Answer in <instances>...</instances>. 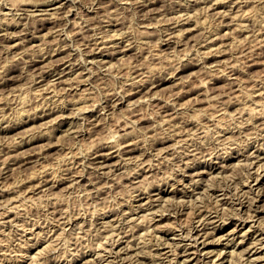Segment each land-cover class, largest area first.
<instances>
[{
    "label": "rangeland",
    "instance_id": "obj_1",
    "mask_svg": "<svg viewBox=\"0 0 264 264\" xmlns=\"http://www.w3.org/2000/svg\"><path fill=\"white\" fill-rule=\"evenodd\" d=\"M73 1L0 0L1 264H264V0Z\"/></svg>",
    "mask_w": 264,
    "mask_h": 264
},
{
    "label": "bare ground",
    "instance_id": "obj_2",
    "mask_svg": "<svg viewBox=\"0 0 264 264\" xmlns=\"http://www.w3.org/2000/svg\"><path fill=\"white\" fill-rule=\"evenodd\" d=\"M74 1H75V0H74ZM74 1H73V2H74ZM234 2H235V1H234ZM179 9H180V8H179ZM186 13H187V12H186ZM53 14H54V13H53ZM53 14H52V15H53ZM184 14H185V13H184ZM241 15H242V14H241ZM53 16H54V15H53ZM188 16H190V14H189ZM188 16H187V17H188ZM245 16H246V15H242V18H244ZM175 18H176V17H175ZM188 18H189V17H188ZM188 18H187V20H188ZM177 20H178V18H177ZM177 20H176V22H177ZM44 21H45V20H44ZM41 23H42V22H41ZM77 24H78V22H77ZM77 24H75V25H77ZM79 29H80V28H79ZM79 29H78V30H79ZM184 29H185V28H184ZM180 30H181V28H180ZM180 30H178V32H175V33H177V34L179 33V34H180V33L182 32V30H181V31H180ZM74 31H75V30H74ZM115 31H117V30H115ZM145 31H146V30H145ZM79 32H80V31H79ZM79 32H77V33H79ZM118 32H119V30H118ZM121 32H122V31H121ZM168 32H169V31H168ZM171 32H173V31H171ZM183 32H184V31H183ZM183 32H182V34H183ZM114 33H116V32H113V34H114ZM94 34H95V33H94ZM96 34H97V32H96ZM120 34H121V33H120ZM172 34H173V33H172ZM92 35H93V34H92ZM97 35H98V34H97ZM106 35H107V34H106ZM111 35H112V34H111ZM111 35H110V37H111ZM118 35H119V34H117V36H118ZM121 35H122V34H121ZM99 36H101V35H99ZM103 36H104V34H103ZM107 36H108V35H107ZM114 36L116 37V35H114ZM122 36H123V35H122ZM169 36H170V35H169ZM173 36L176 37V34H175V35L173 34L171 37H173ZM177 36H178V35H177ZM92 37H93V36H92ZM20 38H22V37H20ZM90 38H91V36H90ZM103 38H105V37H103ZM103 38H102V39H103ZM107 38H108V37H107ZM112 38H113V37H112ZM94 39H95V38H94ZM105 39H106V38H105ZM113 39H114V38H113ZM92 40H93V39H92ZM87 41H88V39H87ZM87 41H86V42H87ZM105 41H106V40H104V39L100 41V38H99L96 42H95V40H94V43H95V45L99 46L100 43H104ZM107 41H108V40H107ZM111 41H112V40H111ZM94 43H93V44H94ZM108 43H109V42H108ZM115 43H116V42H115ZM128 43H129V42H128ZM86 44H87V43H86ZM89 44H90V43H89ZM104 44H105V43H104ZM100 45H101V44H100ZM113 45H114V44H113ZM126 45H127V44H126ZM88 46H89V45H88ZM103 46H104V45H103ZM105 46H106V45H105ZM118 46H119V45H118ZM118 46H117V47H118ZM121 46H122V45H121ZM100 47H101V46H100ZM100 47H98V48H100ZM94 48H95V47H94ZM92 49H93V48H92ZM116 49H117V48H116ZM119 49H120V48H119ZM99 50H100V49H99ZM101 50H103V49H101ZM112 50H113V48H112ZM114 51H115V50H114ZM116 51H117V50H116ZM24 52H25V51H24ZM117 52H118V51H117ZM121 52H122V51H121ZM108 53H109V52H108ZM110 53H111V52H110ZM110 53H109V54H110ZM112 53H113V52H112ZM26 55H27V54H26ZM23 56H24V55H23ZM23 56H22V57H23ZM25 58H26V57H23V59H25ZM64 59H65V58H64ZM26 60H27V59H26ZM31 60H32V59H31ZM65 60H67V59H65ZM69 60H70V59H69ZM27 61H28V60H27ZM27 61H26V62H27ZM38 61H39V60H38ZM29 62H30V61H29ZM32 62H33V61H32ZM64 63H65V62H64ZM74 63H75V62H74ZM75 64H76V63H75ZM78 64H79V63H78ZM183 64H185V63H183ZM230 65H231V64H230ZM232 65H233V64H232ZM56 66H57V65H56ZM74 66H75V65H74ZM57 67H60V66H57ZM51 68H52V67H51ZM79 68H80V66H79ZM84 68H85V67H84ZM49 69H50V67H49ZM49 69H47V70H49ZM11 70H12V69H11ZM62 70L64 71L65 69H62ZM72 70H73V69H72ZM83 70H84V69H83ZM63 71H62V72H63ZM75 71H76V70H75ZM50 72H51V71H50ZM50 72H49V73H50ZM56 72H57V71H56ZM56 72H55V73H56ZM62 72H60V73H62ZM64 72H65V71H64ZM57 73H58V72H57ZM57 73H56V74H57ZM9 74H10V73H9ZM42 75H43V74H42ZM54 75H55V74H54ZM3 77H4V76H3ZM6 79H9V78H6ZM161 80H162V79H161ZM4 81H5V80H4ZM262 87H263V86H262ZM259 90H260V88H259ZM262 91H263V90H261V93H262ZM263 92H264V91H263ZM261 93H259V94H261ZM222 94H223V93H222ZM121 96H122V95H121ZM217 96H218V95H217ZM217 96L214 95L213 98L216 97V98L218 99L219 96H218V97H217ZM221 96H223V95H221ZM221 96H220V97H221ZM123 97H124V96H123ZM121 98H122V97H121ZM211 98H212V97H211ZM117 99H118V98H117ZM123 99H125V98H123ZM123 99H122V100H123ZM120 101H121V100H120ZM251 101H252V100H251ZM253 101H254V100H253ZM253 101L251 102V104L253 103ZM118 102H119V101H118ZM129 102H130V101H129ZM133 103H134V102H133ZM258 103H259V101H258ZM117 104H118V103L116 102L115 105L117 106ZM255 104H256V102H255ZM255 104H254V105H255ZM127 105L129 106V104H127ZM131 105H132V104L130 103V106H131ZM262 106H263V104H262ZM246 107H247V108H245V107L242 108V109H243L242 111L240 110V112H239L240 114H239V115H241V116H238V115H237V117H243V118H246V120H247L248 118L251 119L252 117L258 115L257 113H259V112L261 113V111H260L261 108H264V106L261 107V108H259V107H258V104L255 105V106L252 105V107H251V106H246ZM261 110H262V109H261ZM263 110H264V109H263ZM238 111H239V110H238ZM179 113H180V112H179ZM260 113H259V114H260ZM262 113H263V112H262ZM178 115H179V114H178ZM198 115H200V114H198ZM198 115H197V116H198ZM233 115H235V114H233ZM162 116H163V115H162ZM193 116H194V115H193ZM225 116H226V115H225ZM229 116H231V114H230ZM235 116H236V115H235ZM235 116H233V117H235ZM263 116H264V114H263ZM177 117H178V116H177ZM221 117H224V116H221ZM233 117H232V118H233ZM237 117H236V118H237ZM187 118H188V117H187ZM190 118H191V117H190ZM190 118H188V119L190 120ZM192 118H193V117H192ZM210 118H212V117H210ZM256 118H257V117H256ZM165 119H166V117H165ZM165 119L161 117V121H162V120L165 121ZM169 119H170V118H169ZM169 119H168V117H167V120H169ZM208 119H209V118H208ZM217 119L220 120L219 118H217ZM262 119H263V117H262ZM167 120H166V121H167ZM193 120H195V119L193 118ZM210 120H211V119H210ZM212 120H214V119H212ZM215 120H216V119H215ZM215 120H214V121H215ZM222 120H223V119H222ZM233 120H234V119H233ZM246 120H244V121H246ZM248 120H249V119H248ZM248 120H247V122L250 121V120H249V121H248ZM161 121H160V122H161ZM166 121L163 122V124L166 123ZM238 121H240V120L238 119ZM132 122H133V120H132ZM215 122H216V121H215ZM215 122H214V123H215ZM241 122H242V120H241ZM134 123H135V122H134ZM158 123H159V122H158ZM191 123H192V122H191ZM211 123H212V122H211ZM219 123H220V122H218L217 124H219ZM244 123H245V122H244ZM244 123H243V124H244ZM263 123H264V122H263ZM92 124H93V123H92ZM135 124H136V123H135ZM161 124H162V123H161ZM163 124H162V126H164ZM170 124H172V123H170ZM170 124H169V125H170ZM188 124H190V123H188ZM188 124H187V125H188ZM131 125H132V127H133L134 124H131ZM198 125H199V124H198ZM207 125H208V124H207ZM213 125H214V124H213ZM220 125H221V123H220ZM129 126H130V125H129ZM202 126H204V124H203ZM212 127H213V126H212ZM218 127H219V126H218ZM243 127H244V126H243ZM5 128H6V127H5ZM246 128H248V127L246 126ZM209 129H211V125H210ZM261 129H262V128H261ZM171 130H172V129H171ZM173 130L176 131L175 129H173ZM203 130H206V128L203 129ZM207 130H208V129H207ZM211 130H212V129H211ZM213 130H214V129H213ZM224 130H225V129H224ZM229 130H230V128H229ZM229 130H228V131H229ZM232 130H233V128H232ZM177 131H179V130H177ZM208 131H209V130H208ZM219 131H220V129H219ZM221 131H222V129H221ZM230 131H231V130H230ZM244 131H245V130H243V132H244ZM247 131H248V130H247ZM163 132L168 133V132L165 131V130H164ZM172 132H173V131H172ZM209 132H210V131H209ZM225 132H226V131H225ZM245 132H246V131H245ZM173 133H174V132H173ZM193 133H194V132H193ZM193 133H192V134H193ZM202 133H203V132H202ZM204 133H205V131H204ZM207 133H208V132H207ZM207 133H206V134H207ZM219 133H220V132H219ZM233 133H234V132H233ZM248 133H249V132H248ZM248 133H247V134H248ZM128 134H129V132H128ZM168 134H169V133H168ZM171 134H172V133H171ZM175 134H176V132H175ZM179 134H180V133H179ZM187 134H188V133H187ZM189 134H190V133H189ZM194 134H196V132H195ZM210 134H211V133H210ZM243 134L245 135V133H243ZM251 134H253L252 131H251ZM111 135H112V134H111ZM113 135H115V136H116V139H117V137H119V136H117V135L122 136L123 134L121 135V134H118L117 132H115V134L113 133ZM124 135H125V134H124ZM124 135H123V136H124ZM169 135H170V134H169ZM181 135H182V134H181ZM184 135H185V134H184ZM200 135H201V134H200ZM166 136H167V135H166ZM178 136H179V135H178ZM182 136H183V135H182ZM182 136H181V137H182ZM191 136H192V135H191ZM191 136H188V137H191ZM197 136H198V135H197ZM202 136H203V135H202ZM206 136H207V135H205V137H206ZM222 136H223V134H222ZM228 136H233V135L230 134V135H228ZM109 137H110V135H109ZM112 137H113V139L110 138V139H108V141H109V140H110V141H111V140L113 141V140H114V136H112ZM163 137H164V136H163ZM168 137H169V136H168ZM175 137H176V136H175ZM181 137H180V139H183V140H184V136H183L182 138H181ZM195 137H196V135H195ZM209 137H210V135H209ZM225 137H227V136L225 135ZM248 137H249V136H248ZM252 137H253V136L251 135V137H249V138L252 139ZM107 138H108V137H107ZM159 138L162 139V137H159ZM166 138H167V137H166ZM172 138H173V135H172ZM172 138H171V139H172ZM185 138L187 139V137H185ZM200 138H201V137H200ZM202 138H203V137H202ZM207 138H208V137H207ZM217 138H219V137H217ZM231 138H233V137H231ZM231 138H229V139H231ZM116 139H115V140H116ZM119 139H120V138H119ZM176 139H177V138H176ZM176 139H175V140H176ZM186 139L184 140L185 142L187 141ZM192 139H193V138H192ZM194 139H195V138H194ZM203 139H204V138H203ZM222 139H223V137H222ZM225 139H226V138H224V140H225ZM103 140H104V139H103ZM105 140H106V139H105ZM205 140H207V139H205ZM210 140H211V139H210ZM217 140L219 141V139H217ZM224 140H223V141H224ZM232 140H233V139H232ZM246 140H247V139H246ZM256 140H257V139H256ZM110 141H109V142H110ZM126 141H127V140H126ZM178 141H179V139L177 140V142H178ZM188 141H189V140H188ZM188 141H187V142H188ZM218 141H216V142H218ZM220 141H221V139H220ZM223 141H221V143H222ZM242 141H244V140H242ZM254 141H255V140H254ZM103 142H104V141H103ZM106 142H107V141H106ZM109 142H107V143H109ZM113 142H114V141H113ZM116 142H117V141H116ZM157 142H158V139H157ZM225 142H226V141H225ZM227 142H229V140H227ZM233 142H234V141H233ZM245 142H246V141H245ZM100 143H101V142H100ZM100 143H99V145H100ZM121 143H122V142H121ZM128 143H129V142H128ZM130 143H131V142H130ZM130 143H129L128 145H130ZM161 143H162V142H161ZM163 143H164V142H163ZM175 143H176V142H175ZM175 143H174V144H175ZM188 143H189V142H188ZM206 143L208 144V143H210V142H207V141H206ZM223 143H224V142H223ZM223 143H222V144H223ZM229 143H230V142H229ZM229 143H228V144H225V143H224V144H225V145H229ZM234 143H235V142H234ZM103 144H104V143H103ZM115 144H116V143H115ZM115 144H114V145H115ZM117 144H118V143H117ZM117 144H116V145H117ZM122 144H123V143H122ZM131 144H132V143H131ZM202 144H203V142H202ZM210 144H212V143H210ZM219 144H220V143H219ZM219 144H218L217 146H219ZM222 144H220V145H222ZM224 144H223V145H224ZM231 144H232V143H231ZM247 144H248V143H247ZM114 145H113V147H114ZM175 145H176V147H177V143H176ZM183 145H184V143H183ZM187 145H188V144H187ZM205 145H206V144H205ZM212 145H213V144H212ZM225 145H224V146H225ZM252 145H253V144H252ZM119 146H121V145H119ZM178 146H179V145H178ZM180 146H181V145H180ZM188 146H189V145H188ZM190 146H192V145H190ZM190 146H189V147H190ZM199 146H200V145H199ZM213 146H214V145H213ZM102 147H103V146H102ZM105 147H106V146H105ZM109 147H110V146H109ZM115 147H116V146H115ZM183 147H185V146H183ZM200 147H201V146H200ZM200 147H199V148H200ZM220 147H221V146H220ZM225 147H226V146H225ZM247 147H249V146L247 145ZM110 148H111V147H110ZM117 148H118V146H117ZM119 148H120V147H119ZM160 148H161V147H160ZM160 148H159V149H160ZM164 148H165V147H164ZM185 148L188 149V147H185ZM185 148H184V150H185ZM192 148H193V146H192ZM202 148H203V147H202ZM221 148H222V147H221ZM230 148H231V147H230ZM131 149H132V148H131ZM196 149H198V147H197ZM222 149H223V148H222ZM225 149H226V148H225ZM102 150H103V149H102ZM119 150H120V149H119ZM127 150H128V149H127ZM157 150H158V149H157ZM188 150H189V149H188ZM190 150H191V149H190ZM220 150H221V149H220ZM227 150H228V149H227ZM123 151H125V150H123ZM123 151H121V152H123ZM130 151H131V150H130ZM159 151H160V150H159ZM159 151H158V152H159ZM185 151H186V150H185ZM195 151H196V150H195ZM216 151H217V150H216ZM224 151L226 152V150H223V152H224ZM126 152H127V151H126ZM128 152H129V151H128ZM186 152H187V151H186ZM196 152H197V151H196ZM200 152H201V151H200ZM212 152H213V150H212ZM95 153H96V152H95ZM124 153H125V152H124ZM124 153H122V154H124ZM130 153H131V152H130ZM160 153H161V152H160ZM162 153H163V152H162ZM208 153H209V152H208ZM210 153H211V151H210ZM244 153H245V152H244ZM96 154H97V153H96ZM156 154H157V153H156ZM173 154H174V153H173ZM182 154H183V153H181V155H182ZM193 154H194V153H193ZM212 154L216 155L214 152H213ZM218 154H219V153H218ZM218 154H217V156H218ZM249 154H250V153H249ZM249 154H248V156H249ZM157 155H159V154H157ZM157 155H156V157L160 158L161 155H159V156H157ZM170 155H171V154H170ZM181 155H180V156H181ZM184 155H185V154H184ZM207 155H208V154H207ZM209 155H211V154H209ZM220 155H221V154H220ZM251 155L253 156L252 153H251ZM251 155H250V156H251ZM113 156H114V155H113ZM120 156H123V155H120ZM130 156H131V155H130ZM163 156H164V154H163ZM165 156H166V154H165ZM180 156H178V157H180ZM186 156H187V155H186ZM188 156H189V155H188ZM202 156H203V155H202ZM211 156H212V155H211ZM217 156H216V157H217ZM252 156H251V157H252ZM257 156H259V155H258V154H255V155H254V157H257ZM96 157L102 158L103 160H101V159H100V160H101V161H104V160H107L109 156H108V154H106V153L104 152V153H98V156H96ZM175 157H176V156H175ZM178 157H177V159H178ZM183 157H184V156H183ZM189 157H190V156H189ZM200 157H201V156H200ZM219 157H220V156H219ZM131 158H132V156H131ZM158 158H156V159H158ZM190 158H191V157H190ZM192 158H193V157H192ZM194 158H195V157H194ZM217 158H218V157H217ZM150 159H151V158H150ZM161 159H162V158H161ZM166 159H167V158H166ZM179 159H180V158H179ZM183 159H185V158H183ZM204 159H206V158H204ZM211 159H212V158H211ZM226 159H227V157H226ZM251 159H252V158H251ZM251 159H250V160H251ZM260 159H261V158H260ZM92 160H93V159H92ZM95 160H96V159H95ZM151 160H152V159H151ZM151 160H149V162H150ZM180 160H182V159H180ZM223 160H224V159H223ZM247 160H249V159H247ZM164 161H165V160H164ZM176 161H178V160H176ZM189 161H190V159H189ZM221 161H222V160H221ZM224 161H225V160H224ZM260 161H261V160H260ZM90 162H91V161H90ZM94 162H95V161H94ZM149 162H148V163H149ZM184 162H185V161H184ZM204 162H205V161H204ZM204 162H203V163H204ZM250 162H251V161H250ZM253 162H254V161H253ZM262 162H263V161H262ZM99 163H100V162H99ZM101 163H102V162H101ZM104 163H105V162H104ZM106 163H107V162H106ZM108 163H109V162H108ZM110 163L112 164V162H110ZM118 163H119V162H118ZM142 163H144V162H142ZM148 163H147V164H148ZM150 163H151V162H150ZM153 163H154V162H153ZM158 163H159V159H158ZM160 163H162V162H160ZM160 163H159V164H160ZM189 163H190V162H189ZM224 163H225V162H224ZM246 163H247V162H246ZM248 163H249V162H248ZM90 164H91V163H90ZM92 164H93V163H92ZM92 164H91V165H92ZM97 164H98V163H97ZM102 164H103V163H102ZM102 164H101V165H102ZM120 164H121V163H120ZM125 164H126V163H125ZM140 164H141V162H140ZM156 164H157V163H156ZM183 164H184V163H183ZM186 164H187V163H186ZM198 164H199V163H198ZM207 164H208V163H207ZM225 164H226V163H225ZM261 164H262V163H261ZM261 164H260V165H261ZM91 165H90V166H91ZM101 165H100V166H101ZM104 165H105V164H104ZM109 165H110V164H109ZM114 165H115V164H114ZM116 165H117V163H116ZM141 165H142V164H141ZM144 165H145V164H143V166H144ZM151 165H152V164H151ZM202 165H203V164H202ZM211 165H212V164H211ZM248 165H249V164H248ZM250 165H252V164L250 163ZM250 165H249V166H250ZM258 165H259V164H258ZM92 166H93V165H92ZM92 166H91V167H92ZM106 166H108V165H106ZM118 166H119V164H118ZM152 166H153V165H152ZM184 166H185V165H184ZM206 166H207V165H206ZM223 166H224V164H223ZM93 167H94V166H93ZM101 167H102V166H101ZM101 167H100V168H101ZM104 167H105V166H104ZM110 167H111V169H112V166H110ZM110 167H109V169H110ZM119 167H120V166H119ZM149 167H150V165H149ZM181 167H182V165H181ZM181 167H180V168H181ZM185 167H186V166H185ZM114 168L116 169V167H114ZM123 168H124V167H123ZM144 168H145V167H144ZM182 168H183V167H182ZM186 168H187V167H186ZM258 168L260 169L261 167L258 166ZM96 169H97V168H96ZM106 169H107V168H106ZM111 169H110V170H111ZM138 169H139V168H138ZM138 169H136V171H137ZM150 169H151V168H150ZM150 169H149V170H150ZM94 170H95V169H94ZM248 170H249V168H248ZM104 171H106L107 173L109 172V170H108V171H107V170H104ZM104 171H102V172H104ZM113 171H115V170L113 169ZM136 171H135V172H136ZM139 171H140V170H139ZM139 171H138V173H139ZM146 171H148V169H147ZM77 172H78V171H77ZM96 172H97V170H96ZM110 172H111V171H110ZM164 172H165V171H164ZM164 172H163V174H164ZM171 172H172V171H170L169 173H171ZM71 173H72V172H71ZM73 173H74V172H73ZM73 173H72V174H73ZM136 173H137V172H136ZM166 173H167V172H166ZM169 173H168V174H169ZM199 173H200V172H199ZM74 174H75V173H74ZM102 174H103V173H102ZM102 174H101V175H102ZM104 174H105V172H104ZM111 174H112V173H111ZM160 174H162V173H160ZM160 174H159V175H160ZM168 174H167V175H168ZM173 174H174V173L172 172V175H173ZM180 174H181V173H180ZM180 174H179V175H180ZM183 174H184V173H182V175H183ZM79 175H80V174H79ZM170 175H171V174H170ZM170 175H168V177H170ZM195 175H197V174H195ZM258 175H259V174H258ZM105 176H106V175H105ZM162 176H163V175H162ZM165 176H166V175H165ZM183 176H184V175H183ZM183 176H182V177H183ZM193 176H194V175H193ZM107 177H108V176H107ZM159 177H160V176H159ZM159 177H158V178H159ZM158 178H157V179H158ZM160 178H161V177H160ZM164 178H166V177H164ZM43 179H44V178H43ZM46 179H47V178H46ZM46 179H45V180H46ZM69 179H70V178H69ZM106 179H107V178H106ZM166 179H167V178H166ZM190 179H191V178H190ZM160 180H161V179H160ZM162 180H164V179L162 178ZM193 180H194V179H193ZM37 181H38V180H37ZM48 181H49V180H48ZM71 181H72V180H71ZM77 181H78V180H77ZM150 181H151V180H150ZM166 181H167V180H166ZM191 181H192V180H191ZM195 181H196V179H195ZM39 182H42V180H41V181L39 180ZM39 182H38V183H39ZM43 182H44V181H43ZM43 182H42V183H43ZM73 182H74V181H73ZM75 182H76V181H75ZM132 182H133V181H132ZM146 182H147V181H146ZM146 182H144V183H146ZM179 182H180V181H179ZM183 182H184V181H183ZM38 183H37V184H38ZM44 183H46V182H44ZM44 183H43V184H44ZM47 183H48V182H47ZM47 183H46V184H47ZM147 183L150 184L151 182H150V183L147 182ZM153 183H154V182H153ZM155 183H156V182H155ZM43 184H42V186H43ZM46 184H45V185H46ZM151 184H152V183H151ZM151 184H150V185H151ZM167 184H168V183H167ZM38 185H39V184H38ZM38 185H37V186H38ZM45 185H44V186H45ZM141 185H143V184H141ZM144 185H145V184H144ZM144 185H143V186H144ZM37 186H36V187H37ZM39 186H41V185H39ZM39 186H38V187H39ZM146 186H147V185H145V187H146ZM149 187H150V186H149ZM98 188H99V187H98ZM147 188H148V187H147ZM35 189H36V188H35ZM138 189H139V188H138ZM179 189H180V188H179ZM224 189H225V188H224ZM226 189H227V188H226ZM31 190H34V189H31ZM139 190H140V189H139ZM182 190H183V189H182ZM98 191H99V190H98ZM133 191H134V190H133ZM137 191H138V190H137ZM137 191H136V192H137ZM161 191H162V190H161ZM177 191H178V190H177ZM179 191H181V189H180ZM183 191H184V190H183ZM146 192H147V191H146ZM150 192H151V191H150ZM162 192H163V191H162ZM132 193H133V192H132ZM148 193H149V192H148ZM213 194H214V193H213ZM223 194H224V192H223ZM235 194H236V192H235ZM235 194H234V195H235ZM257 194H258V197H256V198H258V200L260 201V200L262 199V194H261V190H260V189H259V191L257 192ZM138 195H139V194H138ZM149 195H150V194H149ZM217 195H218V194H217ZM232 195H233V194H232ZM234 195H233V196H234ZM236 195H238V194H236ZM25 196H26L25 198H27V195H25ZM29 196H32V195H28V199H31V200H29V201H33L34 199H33V198H30ZM213 196H215V195H213ZM230 197H231V196H230ZM239 197H240V196H239ZM23 198H24V197H23ZM28 199H26V201H27ZM32 199H33V200H32ZM148 199H149V198H148ZM150 199H151V198H150ZM150 199L148 200L149 202H150ZM154 199H155V197H154ZM238 199H239V198H238ZM240 199H241V198H240ZM240 199H239V200H240ZM253 199H254V198H253ZM24 200H25V199H24ZM35 201H36V200H35ZM35 201H33V202H35ZM37 201H38V200H37ZM37 201H36V202H37ZM216 201H217V200H216ZM253 201H254V203H255V200H253ZM20 202H23V201L20 200ZM24 202H25V201H24ZM36 202H35V203H36ZM141 202H142V201H141ZM182 202H183V201H182ZM239 202H240V201H239ZM243 202H244V201H243ZM18 203H19V202H18ZM28 203H29V202H25V204H28ZM145 203L147 204V200H146ZM145 203H144V204H145ZM252 203H253V202H252ZM23 204H24V203H23ZM29 204H30V203H29ZM33 204H34V203H33ZM53 204H54V202H53ZM141 204H142V203H141ZM144 204H143V205H144ZM148 204H149V203H148ZM151 204H152V203H151ZM181 204H182V203H181ZM217 204H218V202H217ZM221 204H222V203H221ZM15 205H16V204H15ZM15 205H12V206L14 207ZM160 205H161V204H160ZM177 205H178V204H177ZM23 206H26V205H23ZM23 206H22V207H23ZM30 206H31V205H30ZM32 206H33V205H32ZM32 206H31V207H32ZM53 206H54V205H53ZM140 206L142 207V205H140ZM144 206H145V205H144ZM217 206H218V205H217ZM10 207H11V206H10ZM13 207H12V208H13ZM19 207H21V206H20V203H19ZM19 207H18V204H17V206H15L14 208L16 209V208H19ZM26 207H29V206H26ZM26 207H24V209H25ZM133 207H134V206H133ZM137 207H138V206H137ZM177 207H178V206H177ZM247 207H249V206H247ZM6 208H7V206H6ZM8 208H9V206H8ZM33 208H34V207H33ZM131 208H132V207H131ZM131 208H130V209H131ZM210 208H211V207H210ZM28 209H29V208H28ZM53 209H57V207H56V208H53ZM212 209H213V208H212ZM249 209H250V208H249ZM13 210H14V209H13ZM59 210H60V209H59ZM207 210H208V209H207ZM209 210H210V209H209ZM214 210H216V209H214ZM217 210H218V209H217ZM6 211L8 212L9 209H8V210L6 209ZM11 211H12V209H11ZM14 211H15V210H14ZM14 211H13V212H14ZM19 211H21V210H19ZM54 211H55V210H54ZM130 211H131V210H130ZM132 211H133V210H132ZM132 211H131V212H132ZM212 211H213V210H212ZM2 212H3V211H2ZM9 212H10V211H9ZM16 212H17V211H16ZM55 212H56V211H55ZM55 212H53V213H55ZM59 212H61V211H59ZM223 212H224V211H223ZM239 212H240V211H239ZM4 213H6V212H4ZM10 213H12V212H10ZM103 213H104V212H103ZM146 213H148V212H146ZM146 213H145V214H146ZM224 213H225V212H224ZM1 214H2V216H3V213H1ZM17 214H18V212H17ZM61 214H62V212H61ZM202 214H203V212H202ZM206 214L208 215V213H206ZM239 214H240V213H239ZM253 214H254V213H253ZM253 214H252V215H253ZM256 214H257V213H256ZM4 215H6V214H4ZM203 215H204V214H203ZM250 215H251V214H250ZM15 216H17V215H15ZM58 216H59V215H58ZM61 216H63V214H62ZM147 216H148V215H147ZM200 216H201V215H200ZM204 216H206V215H204ZM253 216H254V215H253ZM64 217H65V215H64ZM15 218H17V217H15ZM15 218H13V221H14ZM54 218H55V217H54ZM59 218H60V217H59ZM59 218H58V219H59ZM61 218H62V217H61ZM143 218H145V217L143 216ZM146 218H147V217H146ZM149 218H150V217H149ZM200 218H201V217H200ZM200 218H199V219H200ZM202 218H203V216H202ZM204 218H206V217H204ZM208 218H209V216H208ZM63 219H64V218H63ZM66 219H67V218H65V220H66ZM147 219H148V218H147ZM70 220H71V219L69 218L68 221H70ZM151 220H152V219H151ZM202 220H203V219H202ZM8 221H9V220H8ZM10 221H11V220H10ZM10 221H9V222H10ZM56 221H57V219H56ZM68 221H66V222H68ZM109 221H110V220H109ZM0 222H1V221H0ZM58 222H61V221L59 220ZM66 222H64L65 225L68 224V223H66ZM111 222H113V221H111ZM199 222H200V220H199ZM202 222H203V221H202ZM7 223H8V222H7ZM12 223H13V222H12ZM70 223H71V222H70ZM74 223H75V222H74ZM104 223H105V222H104ZM1 224H3V223H1ZM55 224H56V223H55ZM61 224H62V222H61ZM102 224H103V223H102ZM106 224H111V223H106ZM113 224H114V223H113ZM113 224H112V226H113ZM205 224H206V223H205ZM205 224H204V225H205ZM6 225H9V224H6ZM69 225H70V224H69ZM72 225H73V224H72ZM74 225H75V224H74ZM3 226H4V225H3ZM70 226H71V225H70ZM75 226H76V225H75ZM7 227H8V226H7ZM51 227H52V226H51ZM76 228H77V227H76ZM76 228H75V229H76ZM236 228H237V227H235L234 230H235ZM263 228H264V227H263ZM62 229H63V228H62ZM72 229L74 230V228H72ZM72 229H71V230H72ZM84 229L87 230V228H84ZM84 229H82V230H84ZM99 229H100V228H99ZM202 229H203V228H202ZM24 230H25V229H24ZM52 230H53V229H52ZM73 230H72V232H74ZM76 230H77V229H76ZM80 230H81V227H80ZM100 230H101V229H100ZM190 230H191V229H190ZM192 230H193V229H192ZM49 231H50V230H49ZM49 231H48V232H49ZM84 231H85V230H84ZM84 231H83V232H84ZM32 232H33V231H32ZM70 232H71V231H69V233H70ZM78 232H79V231H78ZM191 232H192V231H191ZM191 232H190V234H191ZM206 232H207V231H206ZM207 233H209V232H207ZM35 234H36V233H35ZM118 234H119V233H118ZM199 234H200L199 232H196V235H194V236H195V240H196L195 242H196V243L198 242V235H199ZM39 235H40V234H39ZM126 235H127V234H126ZM187 236H189V234H188ZM194 236H193V237H194ZM245 236H246V235H245ZM245 236H243L242 239H244ZM37 237H38V236H37ZM40 237H41V236H40ZM128 237H129V236H128ZM208 237H209V236H208ZM213 239H215V238H213ZM258 239H259V238H258ZM55 240H56V239H55ZM55 240H53V241H55ZM115 240H117V239H115ZM259 240H262V239H259ZM53 241L51 240L50 243L52 242V244H53ZM254 241H255V239H254ZM58 242H60V241H58ZM58 242H57V243H58ZM203 242L206 243V241H203ZM255 242H256V243H259V242H257V240H256ZM260 242H261V241H260ZM27 243H28V242H27ZM50 243H49V244H50ZM29 244H30V243H29ZM29 244H28V247H29ZM59 244H60V243H59ZM59 244H58V245H59ZM25 245H26V243H25ZM58 245H55V246H58ZM233 245H234V244H233ZM236 245H237V244H236ZM236 245H235V246H236ZM23 246H24V245H23ZM55 246H54V247H55ZM198 246H199V245H196V249H199ZM25 247H26V246H25ZM25 247H24V248H25ZM28 247H27V248H28ZM51 247H53V246H51ZM106 247H107V246H106ZM21 248H22V247H21ZM127 248H128V247H127ZM130 248H131V245H130ZM28 249H29V248H28ZM28 249H27V250H28ZM91 249H92V248H91ZM174 250H176V249H174ZM185 250H186V249H185ZM196 251H197V250H196ZM233 251H234V250H233ZM42 252H43V250H42ZM44 252H45V251H44ZM174 252H176V251H174ZM39 253H41V252H39ZM45 253H46V252H45ZM154 253H155V252H154ZM178 253H179V252H178ZM221 253H222V250H221ZM221 253H219V255H220ZM232 253H233V252H232ZM234 253H235V252H234ZM152 255H153V254H152ZM231 255H232V254H231ZM150 256H151V255H149V258H150ZM0 257H1V256H0ZM2 257H4V256H2ZM2 257H1V258H2ZM154 257H155V255H154ZM154 257H153V258H154ZM151 258H152V256H151ZM153 258H152V259H153ZM2 259H3V258H2ZM4 259H5V257H4ZM87 259H88V258H87ZM152 259H150V260H152ZM0 260H1V259H0ZM5 260H6V259H5ZM89 260H90V259H89ZM89 260H88V261H89ZM154 260H155V259H154ZM154 260H152V261H154ZM1 261H3V260H1ZM54 261H57V260H54ZM90 261H91V260H90ZM5 262H6V261H5ZM5 262H3V263H5ZM82 263H83V262H82ZM85 263H86V262H85ZM88 263H90V262H87V264H88ZM96 263H97V262H96ZM0 264H1V262H0ZM181 264H183V263H181ZM184 264H185V263H184Z\"/></svg>",
    "mask_w": 264,
    "mask_h": 264
}]
</instances>
